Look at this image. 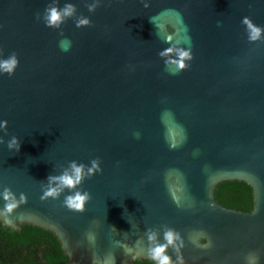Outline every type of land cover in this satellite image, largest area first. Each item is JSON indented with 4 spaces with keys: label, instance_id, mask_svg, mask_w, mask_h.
Returning <instances> with one entry per match:
<instances>
[{
    "label": "water",
    "instance_id": "water-1",
    "mask_svg": "<svg viewBox=\"0 0 264 264\" xmlns=\"http://www.w3.org/2000/svg\"><path fill=\"white\" fill-rule=\"evenodd\" d=\"M0 220L65 264H264V0H0Z\"/></svg>",
    "mask_w": 264,
    "mask_h": 264
},
{
    "label": "trees",
    "instance_id": "trees-1",
    "mask_svg": "<svg viewBox=\"0 0 264 264\" xmlns=\"http://www.w3.org/2000/svg\"><path fill=\"white\" fill-rule=\"evenodd\" d=\"M215 198L232 209L251 212L254 208L253 189L245 182L219 184ZM67 261L61 243L51 231L30 224L16 230L0 220V264H65ZM134 264L158 263L137 260Z\"/></svg>",
    "mask_w": 264,
    "mask_h": 264
}]
</instances>
